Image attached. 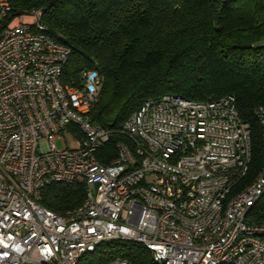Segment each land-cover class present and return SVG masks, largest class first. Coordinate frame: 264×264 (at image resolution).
<instances>
[{"label":"built area","instance_id":"built-area-1","mask_svg":"<svg viewBox=\"0 0 264 264\" xmlns=\"http://www.w3.org/2000/svg\"><path fill=\"white\" fill-rule=\"evenodd\" d=\"M10 11L0 0V264H76L110 240L143 244L157 264H264V223L248 222L264 162L242 184L250 129L234 96L147 100L104 153L114 131L89 114L100 74L64 82L69 47L45 33L40 10ZM254 113L264 138V107ZM52 183H82V203L44 207Z\"/></svg>","mask_w":264,"mask_h":264},{"label":"trees","instance_id":"trees-1","mask_svg":"<svg viewBox=\"0 0 264 264\" xmlns=\"http://www.w3.org/2000/svg\"><path fill=\"white\" fill-rule=\"evenodd\" d=\"M7 1L8 20L40 10L45 33L69 47L64 82L78 79L84 69L103 78L89 114L114 131L104 153L114 155L115 143L125 139L122 123L147 100L165 94L195 101L232 95L250 129L251 159L242 184L257 175L264 162L262 127L254 113L264 107V0ZM84 197L82 183H52L41 204L63 213ZM259 203L249 212V223H264ZM116 258L157 264L143 244L128 240L102 242L76 264Z\"/></svg>","mask_w":264,"mask_h":264},{"label":"rangeland","instance_id":"rangeland-1","mask_svg":"<svg viewBox=\"0 0 264 264\" xmlns=\"http://www.w3.org/2000/svg\"><path fill=\"white\" fill-rule=\"evenodd\" d=\"M19 20H22V16L19 17ZM102 81H103V78L101 77V84H102ZM67 143H69V142H67ZM56 145H57L58 148H61L62 147L61 141L57 140L56 141ZM262 203H264V197H262L261 202L259 203V205H261Z\"/></svg>","mask_w":264,"mask_h":264},{"label":"water","instance_id":"water-1","mask_svg":"<svg viewBox=\"0 0 264 264\" xmlns=\"http://www.w3.org/2000/svg\"><path fill=\"white\" fill-rule=\"evenodd\" d=\"M260 45H264V42H261Z\"/></svg>","mask_w":264,"mask_h":264}]
</instances>
